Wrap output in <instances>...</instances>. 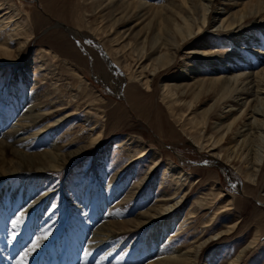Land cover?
I'll use <instances>...</instances> for the list:
<instances>
[{"label":"bare ground","instance_id":"6f19581e","mask_svg":"<svg viewBox=\"0 0 264 264\" xmlns=\"http://www.w3.org/2000/svg\"><path fill=\"white\" fill-rule=\"evenodd\" d=\"M64 1L67 2V0ZM205 1L197 0V5L200 8V20H198V17L193 16L194 13H197L196 0H166L160 4H155L148 0H81L79 8L84 15L89 12L91 13L90 15H94L90 19L92 20L91 24H93L97 34L102 37L104 35V37H108L109 45L113 46L111 49L113 50V55L122 57L119 60V56H117L116 60L125 69L130 77L131 84L137 86L136 81L140 82L145 92L149 94L153 90L154 78L163 71H168L173 67L172 62L180 46L193 38L195 39L198 33L201 32L208 17L206 14L208 8L211 7L212 11L216 5L221 3L220 0ZM234 2H238V0L223 4L226 12L232 10L233 5L238 6L236 11L231 13L232 16L230 14L227 17L221 15L220 18V26L226 31L234 27L239 28L231 38L223 39L224 42L222 44L226 45L227 49L225 50H227V53H216L214 52L216 49L214 50L210 47L201 49L199 55L202 59L195 61L196 65L192 66L193 63H187L185 66L180 65L176 73L170 77L173 82H168L166 81L167 79H164L161 85L160 99L174 120L180 122V128L190 136L192 142L204 151L211 153L205 158L215 164L217 163L216 165L223 170V173L225 172V176L229 180L238 179L235 171L230 167V164H232V167L234 166L245 177L246 181L253 184V181H257L258 178L257 170L264 163V50L260 51L264 47V0H239L238 5H235ZM2 3L7 8L11 7L7 0H0V7ZM4 12L7 13L2 16ZM4 12L0 15L2 17L0 18V57H5L15 63L18 52L30 35V26H28L27 20L20 15L19 10L11 7ZM131 18L135 21L134 25H142L136 30H134L135 27L130 30L131 26L121 30L122 22ZM234 42H237L240 46H237ZM80 50L86 55L89 54L90 59H97V53L92 51L91 47L81 48ZM211 51L215 55L204 57ZM68 53H72L75 57L78 56V53L73 50L68 51ZM34 54L33 72L38 76L41 75V78H46L47 75L43 74L42 70L50 66L52 62L45 59V54L39 50H35ZM26 71L27 69H23L22 72L18 71V78L16 76L18 81H15L13 86H5L4 90H0V178L12 171L17 172V170L22 168L38 166H45L47 172L51 170L60 172L64 169L67 162L76 156L73 151L66 152V147L71 143H79V141H84L87 146L98 144L102 140L101 137L106 125L102 117H100L101 112L97 110V107H89L82 112L84 119L80 121L81 125H70L60 135L61 141L67 139L64 144H60V140H52L49 143L54 151H47L46 146H43V149L36 153L25 154L20 152L21 149L27 150L30 146H34L36 143L35 138L37 137L38 139L41 135H44L42 133L46 129L49 131L51 126L56 127L64 119H74V116L79 113L75 106L73 109L63 113L61 120L56 124L54 122L58 121L57 119L50 121L39 129H35V133H32L31 136H22L26 127L32 128V126L39 125L37 123L40 120L49 117L53 112H59L66 106V103H70L68 101L76 97L72 95L74 96L73 99L67 101L61 99L60 101V99L52 98L57 97L53 95L50 96L53 102H49V100L46 101V98H40L39 94L33 93L31 98L34 99L35 97L34 102L36 101L38 105L36 107L37 111L32 112L33 104L25 94H22L23 89L26 87L24 84L27 79ZM192 72L194 73L190 76ZM198 73L200 76L196 75ZM111 76L114 77L112 74ZM33 85L38 87L40 84L37 81H33ZM138 90L135 93L132 92L134 95H130L129 105L131 109L138 112V108L142 107L141 111L145 115L147 110L143 108L144 100L138 94ZM15 92L18 93V99L14 96ZM21 96L24 98L22 102L20 100ZM208 99H211V102L200 109L198 104L207 102ZM140 102L141 104L138 105ZM49 104H55V107L45 110ZM19 106L20 110L26 106L25 109L27 111H23L25 110L23 109L19 112L21 117L19 116V118L15 119L18 122L12 123L9 129L3 131L6 117L8 119L10 117L12 120L14 116H17L15 114ZM214 116L215 121H211ZM164 123L163 121V126L167 124L166 126L171 127V124L167 121L166 124ZM86 125L88 126L86 127ZM79 133L83 134L82 138L77 137ZM66 136L70 137L66 138ZM129 144L134 145L129 146ZM113 147L122 148L117 153L123 154L121 156L126 161L127 168L147 157L150 150L147 149L148 147L144 145L140 138L133 135H129L125 139L115 140ZM8 152L14 158H8L6 156ZM157 152L154 151V153ZM154 153L150 160V167L144 170L145 177L152 175L155 165L159 161L160 152L156 156ZM126 167L124 166V170H127ZM187 175L183 167L177 165L172 159L167 161L160 176L167 177L168 180L172 181V190L167 192L162 190L160 192L161 196L154 200L153 206L150 207L153 210L150 215L151 218H146L148 216L147 210L139 212L138 218L120 219L121 216H124L128 207L127 205L122 207L120 202L110 207V215L107 218L96 214V218L98 216L101 223L97 225V230L92 231L93 234H90V240L84 242V245L82 244V247H80L83 260L80 263L78 261L77 264H124V261H127L125 264H195L198 253L201 251L200 247L203 245L202 241H199L198 244L190 245L187 251L180 252L179 245L182 241H180L181 234L178 229L185 224L183 222L187 220L185 215L187 213L192 214L191 217L194 220L197 215L202 216L199 212H196L197 209L207 212L203 220L205 223L202 222L199 225L205 233L210 229L214 223L213 219L217 215H222L232 208L230 207V201L223 205L214 204V201L222 197V193L219 187L214 190L210 186L203 194L193 198L190 205L191 208L189 206V210L183 216L180 215V212L177 214L176 208L194 185L192 182L187 183ZM145 177L141 176L139 180ZM159 181L160 184L164 182L163 180ZM200 181L201 179L196 180V183ZM95 182L99 183L98 179ZM97 185L94 184L90 188L98 189ZM140 186L141 182L136 185L137 188ZM247 191L245 189V192ZM5 192L4 203H7L9 201L7 197L10 196V192ZM30 197L28 198L31 200L32 198ZM40 197L33 199L27 210L12 213L11 218H7L11 226H13V220H18L13 228H20L23 231L33 230L34 232L35 229L32 228V225L25 224L20 219L26 220L27 217H30L32 222L38 219L40 210L44 208L47 202L45 196L44 198ZM172 198L174 199L172 200ZM27 200L24 196L18 200V206L15 207V210L26 204ZM98 201L93 210L94 213L90 215L94 216L97 207L104 203L102 200ZM126 203L129 204V202ZM211 205L213 206L211 207ZM53 211L55 210L52 209ZM66 212L69 215L70 213L72 214L69 209ZM171 212L175 214L167 218V215ZM65 214L64 212L60 220H63ZM48 215L40 225H44L45 229L52 226L54 228L44 234V239L40 241L39 245L33 251L26 248L23 250L24 245L17 242L15 246L17 249L9 254L4 253L2 256L3 260L0 257V264H12V262L13 264H29L31 260H35L33 264L42 262L43 258L41 256L57 245L56 240L63 236L69 226V217L64 224L65 226H59L60 220L55 221L50 214ZM142 217L145 219H142ZM0 218L3 219L2 217ZM175 219H180L181 221L176 228L173 225ZM6 222H4L5 227L9 225ZM237 222L239 221L228 224L221 231L231 232L234 229L233 227H236ZM147 226H149V230L140 245L133 251L132 248L127 252L125 251L126 253L124 254L125 244L121 242L122 240L117 241L115 239L118 233L130 234ZM86 227L88 228V226ZM194 236L199 237L198 234H194ZM257 237L258 235L255 233L242 249L252 246L258 239ZM13 238L15 240L17 235L11 236L9 242ZM176 238H178L177 241ZM5 239L8 240V235ZM129 242L132 244V240ZM169 243L171 245L169 253H166L165 250H162V247ZM172 243L174 244L172 245ZM107 246H110L111 250L106 251L105 247ZM149 249H152L151 252ZM242 249L235 256H231L227 264H237L241 257V252H243ZM20 250L24 252L19 255L18 252ZM25 253L27 254L25 255ZM141 257H144L146 262L140 263ZM63 260H66V256H64ZM75 261L74 255V258L69 259L68 264H76ZM53 262L55 263V261Z\"/></svg>","mask_w":264,"mask_h":264},{"label":"rangeland","instance_id":"374dc122","mask_svg":"<svg viewBox=\"0 0 264 264\" xmlns=\"http://www.w3.org/2000/svg\"><path fill=\"white\" fill-rule=\"evenodd\" d=\"M7 1L12 8L19 10L20 15L27 20V24L30 26V35L18 52L15 63H12V60L5 57H0V90H4L5 86H13V83L18 81V71L22 72L23 69H27V79L24 81L26 87L23 89L22 94H25L33 104L32 112L37 111L36 107L38 105L36 101L34 102L36 98H31L33 93L39 94L40 98H46V101L49 100V102H53L51 101L52 98L67 101L73 99L74 96L72 95L76 96L75 99L68 101L70 103H66V106L62 110L53 112L49 117L40 120L37 123L39 125L32 126V128L26 127L24 129L25 133H22V136H31L32 133H35V129H39L50 121L57 119L58 121L54 122L56 124L61 120L63 113L73 109L75 106L76 110L79 111L74 116L75 118L73 117L74 119H64L56 127L51 126L49 131L46 129L42 133L44 135H41L38 139L37 137L35 138L36 143L34 146H30L27 150L21 149L20 152L25 154L36 153L43 149V146H46L47 151H54L49 143L52 140L59 141L60 135L70 125H81L80 121L84 119L82 112L89 107H97V110L101 112L100 117H102L106 125L101 137L102 140L98 144L87 146L84 141H79V143H71L66 147V152L73 151L77 157L74 156V158L70 159L60 172L51 170L50 173L45 170V166H38L22 168L21 170H17V172L12 171L0 178V217L3 218H0V257L2 260L4 253L9 254L15 251L14 248L17 242L22 243L24 241L28 244V246H25L26 244L22 243L24 245L23 250L25 248L31 249L32 241L37 240V238H39V245L40 241L44 239V234L54 228L52 226L45 229L44 225H40L43 219L50 214L52 219L59 221L65 212L66 214L63 220H60L59 226H65L64 224L67 222L68 217L69 226L63 236L56 240L57 245L44 253V255L51 254L53 256L50 264L53 261H55L53 264H68L67 260L69 261L71 258L68 257L64 261V256L61 255L60 251L63 246L60 242L64 241L67 247L66 241H68L71 244L70 246L68 245L66 251H69L70 255L71 251L74 252L73 256L75 255L76 264L78 261L80 263L83 260L80 247H82V244L84 245V242L90 240L89 237L90 234H93L92 231L97 230V225L101 223L98 216H105L104 218H107L110 215L109 209L112 205L120 202L122 203V207L123 205L128 206L124 216H121L120 219L138 218L139 212L147 210L148 216L153 213L150 207L153 206L154 200L161 196L160 192L162 190L165 192L172 190V181L168 180L167 177L160 176L167 161L172 159L177 165L182 166L186 174H188L187 183L192 182L194 184L184 200L176 208L177 214L180 212V215L183 216L189 210L193 198L203 194L210 186L214 190L219 187L222 193V197L214 201V204L219 203L223 205L230 201V207L232 208L222 215H217L213 219L214 223L210 229H206L205 233L199 225L203 222L207 212L197 209L198 211L196 210V212H199L202 216L197 215L194 220L191 217L192 214L187 213L185 215L187 216V220L183 221L185 224L178 229V232L181 234L180 241H182L179 245L180 252L187 251L190 245L198 244L199 241H202L203 245L200 247L201 251L198 253L195 264H227L230 257L235 256L241 251L242 247L248 244L252 236L257 233L258 239L252 246H247L244 249L245 251L242 249L243 252H241V257L237 264H264V163L257 170L258 178L257 181H253V184L246 181L245 177L234 166L232 167V164H230V167L235 171L238 179L229 180L225 176V172L223 173V170L216 165L217 163L215 164L208 160V158H205V156H209L211 153L204 151L192 142L190 136L180 128V122L174 120L160 99L161 85L164 79H167L166 81L168 82H173V80H170V77L176 73L180 65L185 66L187 63H193L192 66L196 65L195 61L202 59L199 55L201 49L210 47L214 50L216 49L214 51L216 53H227V50H225L227 49L226 45L222 44L224 42L223 39L231 38L239 28L234 27L226 31L220 26V18L221 15L227 17L230 14L232 16L231 13L236 11L238 6L233 5V9L228 12L223 7L224 3H232L233 0H220L221 3L216 5L212 11L211 7L208 8L206 13L208 19L206 18L201 32L198 33L195 39H191V42L188 41L180 46L173 59V67L168 71H163L159 76L154 78L153 90L149 94L145 92L140 82L136 81L137 86L131 84L130 77L119 61L116 60L119 55H113V50H111L113 46L109 45L108 37H104L105 35L102 37L97 34L93 24H91L92 20L90 19L94 15H90V12L85 15L82 14L83 12L79 8L81 0H67V2L64 0ZM148 1L160 4L166 0ZM238 2H234L235 5H238ZM197 4L196 0L197 13H194L193 16L198 17V20H200V8ZM11 7L7 8L2 3L0 15ZM6 13L4 12L2 16ZM132 19L122 22L121 30L127 26H131L130 30L134 27V30H136V28L142 25H134L135 21ZM234 44H237V42H234ZM237 46L240 45L237 44ZM86 47H91L92 51L97 53L96 60L90 59L89 54L88 56L80 50ZM69 49L76 51L79 57L68 53ZM35 50L41 51L45 54L44 58L52 62L50 66L42 70L43 74L47 75L46 78H41V75L38 76L33 72ZM263 50L264 47L260 49L261 52ZM214 52L211 51L204 57L215 55ZM121 59L122 57L119 56V60ZM196 75H199V73ZM33 81H37L40 85L36 87V85H33ZM136 90H138V94L144 100L143 108L147 110L145 115L141 111L142 107L138 108L139 112L130 108L129 97L130 95H134L133 93ZM17 94L15 92L14 96L18 99ZM53 95L57 97L51 98L50 96ZM20 100L22 102L24 98L22 97ZM209 102H211V99H208L207 102H200L198 105H200L201 109L205 105L207 106ZM140 104L141 102L138 103V105ZM53 107H55V104H49L45 110ZM18 108L16 109L17 113L15 112L17 116H14L12 120L10 117L9 119L6 117L3 131L9 129L12 123L18 122L15 119L19 118V116L21 117L19 112L25 109L26 106L21 110L20 106ZM23 111H27V109ZM214 118L215 116L211 121H215ZM163 121L165 122L164 124H166V121L170 123L171 127L166 126L167 124L163 126ZM129 135L140 138L144 145L148 147L147 149L150 150L147 157L127 168L126 161L121 156L123 154L117 153L122 148H115L113 146L115 140L125 139ZM69 137L66 136V138ZM77 137L82 138L83 134L79 133ZM66 141L67 139L60 140V144H64ZM131 145L134 144H129V146ZM154 151L160 152L159 161L155 165L156 167L152 175L145 177L144 170L150 167V160ZM10 152L6 156L14 158ZM158 152L154 153V155L156 156ZM124 166L127 170H124ZM141 176L145 178L139 180ZM97 179L99 183L95 182ZM158 179L164 182L160 184ZM200 179L201 181L196 183V180ZM140 182L141 188H137L136 185ZM94 184L98 186V189L90 188ZM245 189L248 190V193L245 192ZM5 191L10 192V196L7 195V200H9L7 203H4ZM23 196L28 199L26 204L15 210V207L18 206V200L22 199ZM44 196L47 202L44 208L40 210L38 219L33 222L30 217H27L26 220L20 219L25 224L32 225V228L35 229L32 236L30 235L32 230H24L19 233L22 229L13 228L10 225L9 219L12 213L27 210L28 205L33 202V199H37V197L44 198ZM28 197L32 199L30 200ZM98 200H102L104 203L97 207L94 216L90 215L94 213L93 210L99 202ZM126 202H129V204ZM52 209L55 211L52 212ZM67 209L72 214L70 213L69 215L66 212ZM96 214H98L97 218ZM174 214V212L169 213L167 218ZM148 216L146 218H151V216ZM8 217L9 219H7ZM142 219L145 218L142 217ZM95 221L96 223L94 224ZM234 221L239 222L236 223V227L234 226L231 232L221 231ZM4 222L9 224L6 225L8 229L5 227ZM174 222L173 225L176 228L181 221L180 219H175ZM149 226L130 234L118 233L115 239L117 241L122 240L121 242L125 244L124 250L122 249L124 254L128 250H131V248L133 251V249L140 245L143 237L149 230ZM194 234H198L201 238L194 236ZM5 235H8V240H6L7 238L5 239ZM15 235H17V238L15 240L13 238L9 242L10 237ZM131 240L132 244L129 242ZM177 240L178 238H176ZM170 243L162 247V250H165L166 253H169ZM71 246L72 249L70 250L69 247ZM110 248V246L105 247L106 251L111 250ZM23 250H20V252H24ZM33 250L34 248L31 249V251ZM18 254L20 255L19 252ZM44 255L41 257L44 258ZM49 258L47 257L46 259ZM46 259L42 262L40 260L41 263L39 264H46ZM140 260V263L146 262L144 257H141ZM34 262L35 260H31L29 264H33ZM126 262L124 261V264Z\"/></svg>","mask_w":264,"mask_h":264},{"label":"snow or ice","instance_id":"6c2138e0","mask_svg":"<svg viewBox=\"0 0 264 264\" xmlns=\"http://www.w3.org/2000/svg\"><path fill=\"white\" fill-rule=\"evenodd\" d=\"M18 222V220H13L12 221V224H13V226H15V224ZM38 239L39 238H37V240H33L32 241V248H36L37 246H38ZM29 250H31V249H29ZM27 253H25V255H26Z\"/></svg>","mask_w":264,"mask_h":264}]
</instances>
